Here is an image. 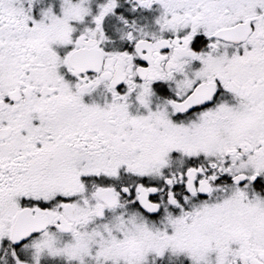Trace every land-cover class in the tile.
Returning <instances> with one entry per match:
<instances>
[{
	"label": "snow or ice",
	"instance_id": "6c2138e0",
	"mask_svg": "<svg viewBox=\"0 0 264 264\" xmlns=\"http://www.w3.org/2000/svg\"><path fill=\"white\" fill-rule=\"evenodd\" d=\"M0 264H264V0H0Z\"/></svg>",
	"mask_w": 264,
	"mask_h": 264
}]
</instances>
